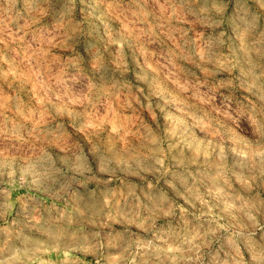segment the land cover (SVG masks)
I'll list each match as a JSON object with an SVG mask.
<instances>
[{"label": "rangeland", "instance_id": "rangeland-1", "mask_svg": "<svg viewBox=\"0 0 264 264\" xmlns=\"http://www.w3.org/2000/svg\"><path fill=\"white\" fill-rule=\"evenodd\" d=\"M51 9L55 15L47 0H15L11 5L0 0V188L8 185L12 157L17 161L25 155L33 157L40 171V164L50 159L49 152L71 156L80 144L91 145L89 133L110 136L122 150L139 155L142 164L115 178L99 173L100 178L89 182L92 191L87 201L75 189L69 192L68 185L62 186L63 192L54 186L42 191L20 187L17 174V189L0 194V204L6 198L12 204L9 212L0 215V229L15 228V221L32 209L47 216L45 208L53 204L68 211L86 207V215L99 224H82L80 230L99 231L103 247L73 253L80 264H223L229 248L219 238L225 235L226 226L243 218L235 210L230 214L228 204L236 196L253 203L264 201V162L256 157L250 163L242 162L244 153L254 150L230 128L225 130L233 150L225 158L221 154L224 138L195 113L206 110L218 126L226 121L235 128L236 121L228 114L235 102L225 100L229 90L219 85L236 73L222 72L213 78L185 59L175 63L192 68L193 74L188 83L177 81L165 54L179 50L181 29H191L187 36L193 44L205 29L181 16L180 10L173 17V9L165 0H148L147 6L141 0H51ZM143 11L155 13L147 18V24L140 22ZM148 25L155 26L145 35ZM84 30L114 72L108 79L85 78L95 57L83 49ZM84 57H88L87 69ZM121 61L126 71H117ZM137 67L155 78V87L149 89L151 109L148 93L131 87L130 79H123ZM193 80L199 85V94ZM122 85L128 87L119 94ZM157 102L170 105L182 119L165 121L163 111L155 106ZM69 117L75 122L70 123ZM187 124L197 128L204 139L188 136ZM149 129L154 134L152 143L147 138ZM156 136L164 141L161 147L167 172L163 175L153 156ZM221 169L227 176L218 182ZM221 184L223 189L217 194ZM149 194L152 202L162 196L169 202L165 209L168 215L158 218L156 226L168 232L170 223L181 238L187 236L198 245V251L192 244L181 245L172 233L159 238L129 219L149 202ZM106 197L111 199L110 208L106 207ZM116 236L119 243L110 246L109 239ZM4 238L5 232H0V240ZM176 245H180L176 253L156 251ZM30 255L34 257L32 264L59 259L35 249ZM62 255L66 264H73L68 253Z\"/></svg>", "mask_w": 264, "mask_h": 264}, {"label": "clouds", "instance_id": "clouds-1", "mask_svg": "<svg viewBox=\"0 0 264 264\" xmlns=\"http://www.w3.org/2000/svg\"><path fill=\"white\" fill-rule=\"evenodd\" d=\"M7 2L11 5L15 0H7ZM141 2L145 6L148 5V0H141ZM165 2L169 8L173 9V17H175L176 11L180 10L181 16L188 17L193 25H201L205 29L196 44H193L191 38L187 36V32L191 29H181L183 42L177 45L179 50H171L165 54V58L174 70L172 75L176 77L177 81L183 80L188 83L189 77L193 74L192 68L175 63V61L185 59L195 69L204 71L207 76L213 78L222 72L236 73L227 81H220L219 85H226L229 90V96H225V100L235 102V107L228 114L230 119L236 121V127L233 128L226 121L218 126L216 118L206 110L195 113L198 119L206 121L209 129L224 138L221 154L225 158H228L233 150V145L228 142L229 134L225 130L230 128L236 136L247 140L254 150L246 151L242 162L250 163L252 157L264 162V0H165ZM47 3L55 15V10L51 9V0H47ZM154 15V11H143L140 22L147 24V18ZM154 26L148 25L144 34L150 35ZM83 35L85 37L84 51H91L95 57L85 78L90 77L93 80H98L102 76L104 79H108L114 75L113 70L103 59L97 44L88 39L90 34L84 30ZM125 43H127L126 39ZM120 47V55L123 57L124 44L122 43ZM84 63L87 69L88 57H84ZM120 70L126 71L123 61L117 69V71ZM140 77L143 79H139ZM123 79H130L131 87L148 93V107L151 109L152 92L149 89L155 87V78L151 74L145 73L142 68L137 67L130 77L125 76ZM196 80H193L192 84L196 86L197 94H199V85L196 84ZM127 87V85H122L117 90L118 93L123 94ZM161 87H164L162 83ZM210 92L211 86H209ZM208 98L211 99V96ZM155 106L163 111L165 121L176 117V111L170 105L157 102ZM189 106L191 107L190 102ZM176 118L182 119V117ZM69 122L74 123L75 121L69 117ZM166 128L167 125L163 124V129L166 130ZM89 134L93 139L91 145L80 144L71 156L49 152L50 159H46L40 164V171L36 170V161L33 160V157L25 155L19 161L12 157V165L7 173L9 182L7 187L0 188V194L17 189L15 177L19 174L20 187L42 191L44 187L54 186L63 192L62 186L68 185L69 192L75 189V192L81 194L83 200L87 201L88 194L92 191L89 182L100 178L99 173H106L115 178L122 172L132 170L133 166H141L142 159L139 155L133 154L130 149L122 150L110 136L102 137L98 133ZM162 134L163 132H161ZM186 134L195 136L197 139H204L201 132L191 124H187ZM153 135L149 129L147 138L150 143L153 142ZM154 143L156 149L153 156L156 163L160 165L157 170L163 175L167 172L163 163L164 154L161 147L164 141L156 136ZM40 159V157H36V160ZM226 176L227 173L221 169V175L217 181L225 180ZM222 189L223 184L217 189V194ZM153 190H155L154 186ZM106 199L108 200L106 207L110 208L111 199L110 197H106ZM168 203L167 196L160 197L158 202H152L149 194V202L145 203L140 211L134 212L129 219L141 228L155 232L159 238H167L169 233H172L180 239L181 245L192 244L187 236L181 238L170 223L168 232L163 230V226H156L158 218L168 215L165 211ZM11 208L12 204L6 198L0 204V215L6 214ZM226 210L230 214L233 210L241 212L243 218L236 224L226 226L225 235L219 238L229 248L228 259L223 264H264V201L253 203L251 200L236 196L233 198V202L228 204ZM45 211L49 215L45 216L39 209L27 211L23 219L15 221V228L0 229V232H5V238L0 240V264H32L34 259L30 255L32 249L55 254L59 258L49 260L47 264H66L62 255L64 253L69 254L73 264H80L78 258L72 255L73 253L96 251L103 247V244L100 243L101 233L99 231L83 232L80 230L82 224H99V221L93 216L86 215L88 211L86 207L83 209L73 207L72 211H68L67 207L59 210L53 204L47 206ZM111 214L110 211L109 215ZM9 227L11 228V226ZM119 241L120 237L116 236L109 239L108 243L110 246H116ZM192 248L199 250L198 245L192 244ZM156 251L176 253L180 251V245ZM122 258L119 257V259Z\"/></svg>", "mask_w": 264, "mask_h": 264}]
</instances>
